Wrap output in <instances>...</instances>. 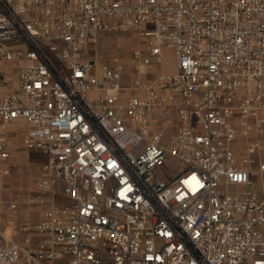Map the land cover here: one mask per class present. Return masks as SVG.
<instances>
[{"label":"built area","instance_id":"2783aa9c","mask_svg":"<svg viewBox=\"0 0 264 264\" xmlns=\"http://www.w3.org/2000/svg\"><path fill=\"white\" fill-rule=\"evenodd\" d=\"M125 30L130 71L90 55ZM0 84V179L12 127L46 203L0 200V264H264V0H0Z\"/></svg>","mask_w":264,"mask_h":264},{"label":"rangeland","instance_id":"374dc122","mask_svg":"<svg viewBox=\"0 0 264 264\" xmlns=\"http://www.w3.org/2000/svg\"><path fill=\"white\" fill-rule=\"evenodd\" d=\"M137 45L138 38L133 30L101 32L97 37L95 45H90V55L95 54L101 62H107L112 56H118L123 58L127 63L126 60L130 56L131 49ZM162 51L164 62L161 69L163 71H170L173 69L174 65L173 51L168 47L163 48ZM87 58H93V56H87ZM126 66V71H130L128 63ZM130 78L129 74L126 73L122 79L124 84L129 85ZM143 78L145 79V77ZM11 131L13 130L11 129ZM160 132L162 133V144L168 146L170 135L173 133V126L169 125L162 127L160 128ZM12 135L15 138L13 141L17 147L14 148L15 156L13 155V157H11L12 159L14 158L13 160H15L16 166L11 170L9 176L0 179V200L4 204L12 201L16 203V209L13 214L17 223L23 220L34 222L42 217L46 205V203L38 204L31 201L38 194L35 184L38 172L34 171L32 168L34 167L35 169L40 166L42 157L39 153L30 156V158L21 154L25 149L19 145V136L14 132ZM262 150L264 153V145H262ZM240 155L245 156L244 147L241 146L239 151V156ZM167 163L170 170H174V172L182 167L179 162L173 158H169ZM52 184L55 185L56 183L53 181ZM247 189H249V187H247ZM59 200V197L55 198L56 202ZM0 230L5 236L16 239L23 248L30 249L29 246L23 243V233L18 229V231L15 232L14 225L9 223L8 214L6 212H3V217L0 220ZM30 247H36V243L32 242Z\"/></svg>","mask_w":264,"mask_h":264},{"label":"crops","instance_id":"0c3cea01","mask_svg":"<svg viewBox=\"0 0 264 264\" xmlns=\"http://www.w3.org/2000/svg\"><path fill=\"white\" fill-rule=\"evenodd\" d=\"M4 90H5V87L3 86V85H1L0 84V95L4 92ZM11 129L13 130V128L12 127H10L9 129H8V133H9V135L11 136L12 135V133L14 132V131H11ZM15 133V132H14ZM12 137H13V135H12ZM13 139H15L14 137H13ZM14 142V141H13ZM14 144V148L15 147H17V145H15V143H13ZM19 145H20V143H19ZM21 146V145H20ZM22 147V146H21ZM13 148V150H12V152H11V156L13 157V155H14V153H15V149ZM36 153H39L40 155H41V157H42V163L40 164V166H38V167H36L35 169H34V167L32 168L34 171H37L38 172V174H37V178L39 177V175H40V171H41V167H42V164H43V162H44V157L42 156V154L40 153V152H38V151H36V150H33V151H31V150H24V151H22L21 152V154H24V155H26V156H28L29 158H30V156H33L34 154H36ZM15 156V155H14ZM11 157V158H12ZM14 159V158H13ZM13 159H11V161H12V163L13 162H15V160H13ZM10 161V162H11ZM16 165H14L13 167H12V170H13V168L15 167ZM46 207V206H45Z\"/></svg>","mask_w":264,"mask_h":264}]
</instances>
